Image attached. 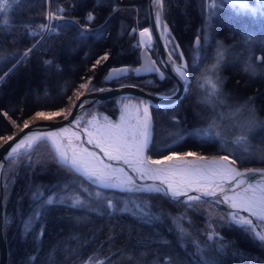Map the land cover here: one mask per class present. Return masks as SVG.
Returning a JSON list of instances; mask_svg holds the SVG:
<instances>
[{"label":"trees","instance_id":"obj_1","mask_svg":"<svg viewBox=\"0 0 264 264\" xmlns=\"http://www.w3.org/2000/svg\"><path fill=\"white\" fill-rule=\"evenodd\" d=\"M211 1L215 6H210ZM3 5L0 137L14 131L12 121L21 125L38 111L63 108L81 84H106L109 68L130 65L133 69L140 61V47L133 44L136 33L132 25L150 26L147 0H5ZM215 7L226 5L223 0H163L172 42L180 46L185 57L191 55L194 64L215 60L216 40L208 29L216 22ZM50 9L55 11L52 23L56 31L33 36L34 28L47 20ZM89 13L94 17L91 21L87 20ZM84 29L89 31L81 36ZM105 53L109 60L93 70L92 65ZM180 57L177 54L178 60ZM255 63H259L257 59ZM231 76L234 87L244 88L251 102L264 104V83L253 81L241 70ZM167 80L131 72L111 84L133 83L170 93L175 83L170 77ZM159 83L162 88L156 86ZM130 98L140 101L136 96ZM119 99L97 103L85 114L99 111L115 117ZM151 111L154 144L147 154L161 156L170 150L164 151L160 143L168 141L176 127L167 110L151 106ZM260 133H254L257 140ZM200 150L205 154L216 151ZM4 183L8 264H84L88 260L100 264H176L177 260L182 264H264V244L222 220L226 209L207 199L184 202L163 193L99 187L60 163L48 140L38 141L26 153L9 159ZM40 191L55 193L65 205L45 207L43 201L33 198ZM109 199L116 205L111 211ZM75 200L83 204L72 207ZM37 212L42 213L38 223ZM29 223L33 227L26 234ZM217 233L223 239L217 238ZM222 243L228 244L223 254L219 252ZM198 249L204 250L203 256ZM121 257L131 259L116 261Z\"/></svg>","mask_w":264,"mask_h":264},{"label":"snow or ice","instance_id":"obj_2","mask_svg":"<svg viewBox=\"0 0 264 264\" xmlns=\"http://www.w3.org/2000/svg\"><path fill=\"white\" fill-rule=\"evenodd\" d=\"M242 8H247L246 0H236ZM12 3H19V0H12ZM5 5L0 4V8ZM10 6V5H9ZM251 11L255 13L256 8H252ZM93 15L89 13L87 20L91 21ZM156 24L161 26L160 13H156ZM164 30L167 31V26L163 25ZM89 30L84 29L81 31V36H85ZM33 36L37 33L33 32ZM141 38L147 37V40H141V44L148 46L151 45L153 37L150 29L145 27L139 32ZM167 47V46H165ZM31 51V50H29ZM176 49L167 53V58L161 60V67L167 70L169 65H173L172 71L176 75L179 82L183 83L185 91H187L188 84V66L181 60V63L176 64L173 60ZM28 53L24 56L27 58ZM182 58L183 54L180 53ZM109 54L105 53L102 57L96 60L92 65V69L95 70L97 66L101 65L102 61L109 60ZM22 62V61H21ZM46 63H51L50 61ZM161 67L155 66V62H152L145 67V72L155 73L161 79L165 78L164 73L161 71ZM140 69H132L129 67H113L109 70L108 75L104 77L105 82H111V80L120 79L123 75H127L131 72H139ZM91 79V78H89ZM81 88L88 92L92 91H111V89H94L89 88L88 84H81ZM214 88L219 87L216 83ZM180 92L179 87H174L170 90L169 95H163L160 98L171 100L177 96ZM85 93L81 92L80 96H84ZM79 99V97H77ZM95 101L85 100L79 105L83 108L85 103H94ZM143 104V108L139 107L136 110L135 123L130 121H124L116 125H105L96 128V134L92 131L85 130L86 140L83 141L88 145H91L95 149H100V152L107 157L109 161H122L124 164L129 165L133 170L140 174V179L158 180L161 184L167 185L164 194L170 198L179 199L185 197L188 202L198 201L202 198H212L214 202L222 205H227L229 211L222 220L227 223L238 227L244 231L245 234L250 235L251 238L257 240L259 243L264 244V169H248L245 172L237 170L234 165L236 160H230L229 156H223L219 159L213 158L207 160L203 155H197L193 152H188L184 156H181L175 152H171L169 155H164L161 159L145 158L144 152L151 140V118L149 113L150 104L140 101ZM157 108L165 107L157 105ZM166 107H171L166 106ZM7 113H5L6 115ZM64 115L62 112H48L38 111L35 116L38 119L44 121H52L55 117ZM71 115V113H69ZM142 117V119H141ZM64 119L68 120V116L64 115ZM173 122L178 121L173 118ZM15 124V121H12ZM76 124L79 129V124L75 120L69 121V125ZM30 125L24 123L23 129H29ZM23 129L21 131H23ZM218 125L216 121H211L205 127L193 128L188 134L190 136H197L202 140H207L212 137L220 135L217 130ZM188 131V130H185ZM69 133L68 127H62L59 132L55 131H40L31 135H25L22 139H19L14 135H8L6 137H0L6 144L8 142H14L8 144V151L6 152L5 159L16 158L26 153L29 149L33 148L34 143L44 140H55L60 136L62 139H67L68 145L72 146V140H80L78 131H72L70 136L65 137L64 134ZM183 137H173L172 142L176 143ZM167 144V141H165ZM167 151V147L163 149ZM87 154L85 156L84 154ZM97 154L94 151H90L88 148L82 149L80 152L76 150L74 146L71 148V155L68 151H58V160L63 165L74 169L75 171L84 175L91 183L105 187V188H118L124 191H131L135 186V181L129 177L127 180L116 175V170L112 169L111 165L105 164L102 168H97L89 163L90 157H94ZM188 157L193 158L189 160ZM251 177L249 181H245L242 177ZM260 179L256 181V177ZM255 181V182H253ZM135 190L152 191L151 186L140 187L136 186ZM155 191L159 193V187H156ZM194 191L197 195H189V192ZM99 196V193H97ZM34 200L37 202L43 201L45 207L55 206L56 204L65 205L64 199L57 200L55 193L45 195L44 191L33 194ZM83 204V201L75 200L72 202V207H77ZM107 207L109 211L113 210L116 205L111 199L107 201ZM42 213L37 212L34 214L35 220L38 223L39 217ZM147 215V214H145ZM32 225H25V233H29L32 230ZM43 229L41 230L42 234ZM183 232V229H180ZM217 238L223 239L217 233ZM228 248L227 243H222L219 246V252L223 254L225 249ZM203 256V249H198ZM236 254V253H234ZM176 264H182L177 260Z\"/></svg>","mask_w":264,"mask_h":264},{"label":"rangeland","instance_id":"obj_3","mask_svg":"<svg viewBox=\"0 0 264 264\" xmlns=\"http://www.w3.org/2000/svg\"><path fill=\"white\" fill-rule=\"evenodd\" d=\"M223 1L226 7L214 8L213 16L216 18L214 20L216 22L212 28L211 24L208 27L209 32L211 31L210 33L215 36L216 40L214 50L215 60L205 63L203 69L204 73L202 75L203 78L199 86L203 89H207L211 94H214V96H228L227 101L231 108L229 114L232 118L221 117L218 121L215 120L218 127L224 130L226 134L232 133L235 130L237 131V129L246 131L248 127H254L255 131H261V138L259 137L260 140L256 139V147L251 154V156L257 158L259 161H254V163L251 164H264V160H261L264 158V130L261 128L264 126V104L261 101L251 102L247 100L248 95L245 89L242 88L240 90L235 88L231 76L233 71L239 73L241 70L242 73L249 76L253 81L258 80V82L264 83V0H246L248 5L247 8H242L236 0ZM3 2H5V0H0V4H3ZM210 6H215L214 1H211ZM252 8H256L257 11L253 13L251 11ZM48 17L53 19L55 17V11L50 10ZM145 27L149 28V26ZM143 28L140 27V29ZM143 39L147 40V37ZM149 46L155 48L153 40ZM259 53L263 55V62L257 59V54ZM255 59H257L260 64L255 63ZM216 83L219 84L218 89L213 87ZM79 88L81 87L79 86ZM262 90L264 92V87ZM69 100L70 97L67 98V103ZM118 105L119 113L115 117L99 111H94L89 115L85 114L78 122L79 126L82 128V132L85 133V130H94L90 125L91 121L95 118L99 120L100 124H120L122 123V118L124 121L135 123L134 118L136 117L137 108H143V104H141L139 100L130 97L119 99ZM65 106L59 110L50 112L63 113ZM8 119L10 118L8 117ZM13 126L15 129L17 123L13 124ZM193 151L194 150H175L169 151L164 155H169L171 152L180 153ZM197 153L199 152L197 151ZM148 157L151 156L146 155V158ZM209 234L212 235L211 232ZM124 259L131 258L121 257L116 261L122 262ZM84 264L100 263L88 260Z\"/></svg>","mask_w":264,"mask_h":264},{"label":"water","instance_id":"obj_4","mask_svg":"<svg viewBox=\"0 0 264 264\" xmlns=\"http://www.w3.org/2000/svg\"><path fill=\"white\" fill-rule=\"evenodd\" d=\"M147 8H148V15H149V21H150V29L153 36L154 46H155V55L152 51V49L148 46L142 45L140 49V61L139 63L133 68H139V72H135L137 75L146 76L151 75L155 73H148L145 72V67L151 64L152 62H155V66L161 67V60L167 58V53L170 52L168 42L169 39L167 37L168 33H171V27L169 22L165 18L164 9H163V0H147ZM160 13V20H161V26H157L156 24V13ZM163 25L167 26V31L164 30ZM197 41L199 38L196 39ZM167 46V47H165ZM173 60L176 62V64L181 63V61H177L172 57ZM184 63L187 64L184 57L182 59ZM22 61V59L20 60ZM19 61V62H20ZM18 62V63H19ZM17 63V64H18ZM188 66V65H187ZM113 67H129L130 65H120V66H113ZM111 67V68H113ZM173 65H169L167 70L165 68L161 67V71L164 73V77L166 75L171 76L177 83L176 87L180 88V92L177 94L176 97H174L171 100L161 99L160 97L163 95H169L170 93H165L157 89H152L143 85L139 84H133V83H126V84H119V85H113L111 82H106V84H96V83H90L89 88L94 89H111V91H92L88 92L86 90L83 91L85 93L84 96H78L79 99H75L71 108L68 111L63 110V114L68 116V120L64 119V115L60 117H55L52 121H44L41 119H38L35 117L32 121L27 122L30 127L29 129H23L24 123H26V120L32 116H35V114L29 116L26 118V120L20 125L18 129H14V131L10 135H14L17 137V140L14 142H18L19 139H22L25 135H31L36 132L40 131H55L59 132V129L62 127H68L69 133L64 134L65 137L70 136L72 131H78L80 135V140L77 141L75 138L72 140V146L76 148L78 152H80L84 148H88L90 151H94L97 155L94 157H90L89 163L97 168H102L103 165L108 164L111 165L112 169L116 170V175L120 176L121 178L127 180L129 177L133 181H135V186L133 187V190H135L136 186L144 187L151 186L152 191H155L156 187H159L160 191L159 193H163L165 191V188L167 185H163L160 183V181L156 180H148V179H140V174L135 172L133 168L129 165L124 164L122 161H109L106 156H104L100 149H95L91 145H88L87 143H84L85 141L82 136L81 132L82 129L79 126V129H77L76 124L69 125V121L75 120L76 123L81 120V118L84 116L86 111L93 105L100 103L104 100H107L109 98L114 97H130V96H136L139 97L142 101L145 103H148L150 105H162V106H169L170 104L177 101L181 96L184 95L185 89L183 83L179 82L176 75L172 71ZM109 68V70L111 69ZM109 70L107 71L106 75H108ZM105 75V76H106ZM125 76V75H123ZM122 76V77H123ZM157 76V75H156ZM160 78V77H158ZM161 79V78H160ZM105 81V79H104ZM89 100V101H95L94 103H85L83 108H80L79 105L82 101ZM66 107V106H65ZM65 109V108H64ZM150 110V108H149ZM71 113V115H69ZM23 129V131H21ZM84 133V132H83ZM152 135V131H151ZM52 147L55 149L57 155L58 151H68L69 155H71V148L72 146L68 145L67 139H62L60 136L56 137L55 140H48ZM14 142H8V144H13ZM37 143V142H36ZM34 143V144H36ZM8 144L3 142L0 144V264H8L9 260V245H8V235H7V226H6V212H5V183H4V170L7 165V162L9 159H5L6 152L8 149ZM87 156V154H84ZM145 155V154H144ZM207 160L213 159V158H220V155L218 154H211L206 155ZM210 158V159H209ZM193 158H190L191 160ZM234 167L241 171L245 172L248 169H264V164H251V165H245V166H235ZM79 173V172H78ZM81 174V173H80ZM84 176V175H83ZM246 182L251 180L252 178L249 177H242ZM260 178L257 176L256 181H258ZM255 182V181H253ZM264 187V184L261 185ZM118 189V188H115ZM121 190V189H119ZM147 191V190H143ZM156 192V191H155ZM189 195H197L194 191L189 192ZM168 196V195H166ZM169 197V196H168ZM170 198V197H169ZM173 199V198H172ZM207 199L211 202H213L216 206L224 208L229 211V208L227 205L218 204L213 201L212 198H202ZM177 201H184L188 202L185 197H181L179 199H174ZM193 202V201H192Z\"/></svg>","mask_w":264,"mask_h":264},{"label":"flooded vegetation","instance_id":"obj_5","mask_svg":"<svg viewBox=\"0 0 264 264\" xmlns=\"http://www.w3.org/2000/svg\"><path fill=\"white\" fill-rule=\"evenodd\" d=\"M202 39H200L201 45ZM179 45L170 40L169 42V50L170 52L175 48L176 53L173 55L174 59H177V54L180 55ZM261 54V55H260ZM181 58V57H180ZM192 56L187 55L185 57L187 65H188V84L187 90H191L187 96H181L177 101L170 104L171 107H160L157 108V105H151L157 109L167 110L169 118L173 120L175 119L178 123L173 122L172 126L176 127V130L171 133L172 135L169 137L167 144L165 142H161L160 144H164L163 148L167 147L170 151H186V150H194L198 151L200 154H205L201 152L200 149L209 148L215 149L216 151L209 152V154L217 153L221 156H229L231 160H236V165H247L259 161L257 158L251 156L252 151L256 147V135H254L255 128H247V130L237 129L232 133L226 134L224 130L218 127V131L220 132L219 136L212 137L205 140L200 139L197 136H190L188 133L197 127H205L211 121H218L221 117L223 118H232L229 114L231 108L228 103V96H214L207 89H203L199 86L203 78V70L202 66L206 63L194 64L192 62ZM263 55L262 53L257 54V59L260 62L262 61ZM197 66V68H195ZM156 76V75H155ZM158 78V76H156ZM167 77H170L172 82L175 83V87L177 86L176 81L169 75H166L165 78L160 79L158 81H167ZM159 88L163 87V84L159 83L156 85ZM186 92V91H185ZM185 94V93H184ZM251 96V95H248ZM253 96V95H252ZM240 97V96H239ZM249 100V98H247ZM186 105L190 109L186 108ZM162 106V105H160ZM154 119L151 111V126H152V135L150 143L147 146L146 155L148 149L154 144V130H153ZM188 130V131H185ZM173 137H183L178 142L173 143ZM155 143H158L157 141ZM207 150V149H206ZM169 152V151H168ZM167 154V153H166ZM164 155V154H163ZM153 156V155H150ZM162 156V155H161ZM262 160V159H261ZM96 185V184H95ZM98 186V185H97ZM101 187V186H99ZM138 192V191H137ZM146 192V191H139ZM211 236V235H210Z\"/></svg>","mask_w":264,"mask_h":264},{"label":"bare ground","instance_id":"obj_6","mask_svg":"<svg viewBox=\"0 0 264 264\" xmlns=\"http://www.w3.org/2000/svg\"><path fill=\"white\" fill-rule=\"evenodd\" d=\"M81 92H82V89H81V88H80V89H77V90L74 91V93L71 95L70 100L68 101V103H67V105H66V107H65V109H64L65 111H68V110L71 108V106H72L74 100L80 95ZM149 113H150V110H149ZM35 117H36V116H32V117L28 118V119L26 120V123L32 121ZM150 118H151V116H150ZM105 125H112V124H109V123L100 124L99 120L95 118L94 120L91 121V125H90V126L94 129V130H92V132H93L94 135H95V134H96V128L101 127V126H105ZM19 127H20V125L17 124L16 129H18ZM81 133H82V134H81L82 138H83L84 140H86L85 133H83V132H81ZM2 142H3V139H0V144H1ZM146 149H147V147H146ZM146 149H145V152H146ZM145 152H144V154H145ZM144 156H145V155H144ZM209 161H210V160H209ZM3 175H4V174H3Z\"/></svg>","mask_w":264,"mask_h":264},{"label":"built area","instance_id":"obj_7","mask_svg":"<svg viewBox=\"0 0 264 264\" xmlns=\"http://www.w3.org/2000/svg\"><path fill=\"white\" fill-rule=\"evenodd\" d=\"M133 29H137V36L133 41V44L139 45L142 38L139 36V32L142 31L143 29L137 28V25L133 24L132 25ZM51 30H56V28L53 27L51 24V19L49 18L46 22H41L34 30L33 32L37 34H42V36H45L49 31Z\"/></svg>","mask_w":264,"mask_h":264}]
</instances>
